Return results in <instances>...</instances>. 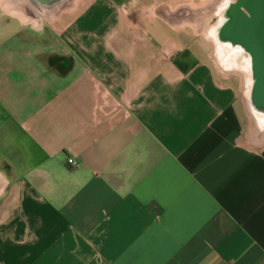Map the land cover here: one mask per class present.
<instances>
[{
	"label": "crops",
	"instance_id": "1",
	"mask_svg": "<svg viewBox=\"0 0 264 264\" xmlns=\"http://www.w3.org/2000/svg\"><path fill=\"white\" fill-rule=\"evenodd\" d=\"M214 2L0 5V264H264V111Z\"/></svg>",
	"mask_w": 264,
	"mask_h": 264
},
{
	"label": "water",
	"instance_id": "2",
	"mask_svg": "<svg viewBox=\"0 0 264 264\" xmlns=\"http://www.w3.org/2000/svg\"><path fill=\"white\" fill-rule=\"evenodd\" d=\"M28 1L48 6L63 2ZM223 7L216 37L223 43L243 48L247 53L251 83L249 97L257 109L264 111V0H226Z\"/></svg>",
	"mask_w": 264,
	"mask_h": 264
},
{
	"label": "rangeland",
	"instance_id": "3",
	"mask_svg": "<svg viewBox=\"0 0 264 264\" xmlns=\"http://www.w3.org/2000/svg\"><path fill=\"white\" fill-rule=\"evenodd\" d=\"M5 1H8V3H10V1H11V2H17L20 4V2H25L26 0H0V5ZM225 1L226 0H215L214 5L212 7L199 8L198 15L200 17H204L205 18L204 21L206 22V23L200 25L199 32H204L205 34H207V36L210 39H212V38L209 35V29L219 23L220 13H222L221 11L224 9L223 5H224ZM201 2L202 1H200V5H202ZM1 7L3 8V10H5V6H1ZM182 11L184 14L190 13L187 9H183ZM0 16H3V15H0ZM202 28H204V29L206 28L205 31H203ZM212 41H213L212 47H213V51H214L215 64L217 66L219 65V66L223 67L220 59L227 61V59H230L231 54L229 53V51L226 50L227 45L221 46V48H220V47H218L215 40H212ZM240 66L241 65L239 64V66H236L233 68H229V69L226 68V70H229L230 77L232 78V80L235 81L236 83H238L239 85L241 82L239 80H241V78L244 79V75L241 76V73L242 72L244 73V71H243V69H241L242 67L240 68Z\"/></svg>",
	"mask_w": 264,
	"mask_h": 264
},
{
	"label": "bare ground",
	"instance_id": "4",
	"mask_svg": "<svg viewBox=\"0 0 264 264\" xmlns=\"http://www.w3.org/2000/svg\"><path fill=\"white\" fill-rule=\"evenodd\" d=\"M63 1H69V0H63ZM59 4H62V2ZM59 4H57V5H59ZM220 15H221V13H220ZM220 21L221 20H219V23H220ZM219 23L209 29V35L211 36L212 40H215L218 47L221 48V46L227 45L226 50L229 51V53L231 54L230 59H227V61L220 59L223 67L229 69V68L239 66V64H240L241 65L240 68L242 67L241 69L247 70L249 72V61H248L249 59H248V55L245 52V50L239 46H235V45L228 44V43H223L222 41H220L216 37L217 36L216 35L217 28H218ZM250 84L251 83H250V79H249L248 89H250Z\"/></svg>",
	"mask_w": 264,
	"mask_h": 264
},
{
	"label": "built area",
	"instance_id": "5",
	"mask_svg": "<svg viewBox=\"0 0 264 264\" xmlns=\"http://www.w3.org/2000/svg\"><path fill=\"white\" fill-rule=\"evenodd\" d=\"M67 163L70 165V166H76L77 165V161L75 159H73L72 157H68L67 158Z\"/></svg>",
	"mask_w": 264,
	"mask_h": 264
},
{
	"label": "flooded vegetation",
	"instance_id": "6",
	"mask_svg": "<svg viewBox=\"0 0 264 264\" xmlns=\"http://www.w3.org/2000/svg\"><path fill=\"white\" fill-rule=\"evenodd\" d=\"M227 1H231V0H227Z\"/></svg>",
	"mask_w": 264,
	"mask_h": 264
}]
</instances>
